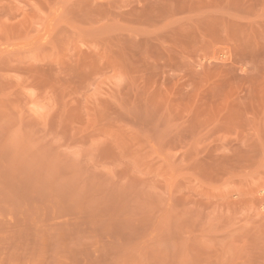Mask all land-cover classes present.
Wrapping results in <instances>:
<instances>
[{
	"label": "rangeland",
	"instance_id": "374dc122",
	"mask_svg": "<svg viewBox=\"0 0 264 264\" xmlns=\"http://www.w3.org/2000/svg\"><path fill=\"white\" fill-rule=\"evenodd\" d=\"M0 264H264V0H0Z\"/></svg>",
	"mask_w": 264,
	"mask_h": 264
}]
</instances>
